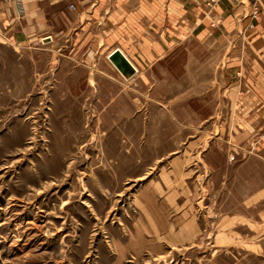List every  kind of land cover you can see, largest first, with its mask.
<instances>
[{"label": "rangeland", "instance_id": "374dc122", "mask_svg": "<svg viewBox=\"0 0 264 264\" xmlns=\"http://www.w3.org/2000/svg\"><path fill=\"white\" fill-rule=\"evenodd\" d=\"M24 40L0 35V264H264L240 219L264 229L237 126L191 124L179 102L98 108L111 94L80 92Z\"/></svg>", "mask_w": 264, "mask_h": 264}, {"label": "crops", "instance_id": "0c3cea01", "mask_svg": "<svg viewBox=\"0 0 264 264\" xmlns=\"http://www.w3.org/2000/svg\"><path fill=\"white\" fill-rule=\"evenodd\" d=\"M211 9L208 16L205 0H0V35L45 46L55 76L74 79L80 92L111 94L98 108L179 102V118L188 115L191 124L207 117L237 126L239 140L255 148L240 165L256 175L243 205L259 206L263 218L264 5L251 28L245 0H221ZM117 49L134 67L130 76L109 59ZM240 219L262 254L263 225L248 214Z\"/></svg>", "mask_w": 264, "mask_h": 264}, {"label": "water", "instance_id": "95a60500", "mask_svg": "<svg viewBox=\"0 0 264 264\" xmlns=\"http://www.w3.org/2000/svg\"><path fill=\"white\" fill-rule=\"evenodd\" d=\"M109 59L124 76H130L134 72L133 65L118 49L109 55Z\"/></svg>", "mask_w": 264, "mask_h": 264}, {"label": "built area", "instance_id": "2783aa9c", "mask_svg": "<svg viewBox=\"0 0 264 264\" xmlns=\"http://www.w3.org/2000/svg\"><path fill=\"white\" fill-rule=\"evenodd\" d=\"M221 0H206V4L210 7L214 6ZM260 13V3L259 0H252L251 2V11H250V20L248 26H253V21L258 17Z\"/></svg>", "mask_w": 264, "mask_h": 264}]
</instances>
